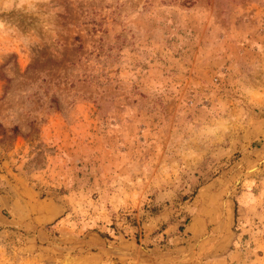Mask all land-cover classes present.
Returning <instances> with one entry per match:
<instances>
[{"label":"rangeland","instance_id":"obj_1","mask_svg":"<svg viewBox=\"0 0 264 264\" xmlns=\"http://www.w3.org/2000/svg\"><path fill=\"white\" fill-rule=\"evenodd\" d=\"M0 264H264V0H0Z\"/></svg>","mask_w":264,"mask_h":264},{"label":"clouds","instance_id":"obj_2","mask_svg":"<svg viewBox=\"0 0 264 264\" xmlns=\"http://www.w3.org/2000/svg\"><path fill=\"white\" fill-rule=\"evenodd\" d=\"M208 131H209V133H215L217 131V129L216 128H209Z\"/></svg>","mask_w":264,"mask_h":264}]
</instances>
